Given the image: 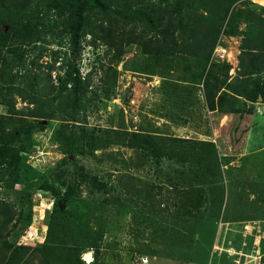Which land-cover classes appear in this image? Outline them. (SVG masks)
<instances>
[{
  "label": "rangeland",
  "instance_id": "1",
  "mask_svg": "<svg viewBox=\"0 0 264 264\" xmlns=\"http://www.w3.org/2000/svg\"><path fill=\"white\" fill-rule=\"evenodd\" d=\"M263 9L257 0H237L231 7L218 43L227 51L218 71L226 83L239 82L236 77L244 33L253 31V15L264 19ZM233 11L232 18L237 17L228 25ZM52 14L51 20L56 21ZM192 14L200 17L206 12L201 7ZM135 25L147 39L155 35L143 21ZM135 25L132 22L125 31ZM228 31L234 34L228 35ZM116 54L110 45L87 34H81L80 47L73 52L70 35L63 27L46 31L36 43L23 33L0 43V72L11 66L14 71L37 74L42 89L50 85L49 72L56 84L69 64L89 78L86 108L79 123L67 122L61 112L55 119L38 122L26 116L29 104L16 98L19 114L14 116L15 123L23 132L16 146L45 181L42 189L30 192L33 218L27 228L23 227L29 210L20 193L25 187L17 183L12 189L6 178L0 183V200L19 210L24 208L26 213L10 240L39 245L54 207L49 187H55L61 193L70 191L74 206L90 204L102 214L101 219L90 218L94 232L103 233L102 264H142V257H148L150 264H232L236 252L264 255L262 100L248 102L241 114L210 111L204 93L210 62L200 51L198 55L176 52L157 61L141 46L130 44L124 46L119 59ZM226 65L231 66L228 75ZM48 110L55 111L50 107ZM8 114L9 108L0 101V116ZM30 125L34 127L30 129ZM115 131L128 132L131 138L143 135V147L114 143L105 146L107 139L116 142ZM65 135L70 146L64 143ZM149 135L211 142L219 152L221 177L216 189L223 190L228 210L219 218H191L186 225L188 244L182 248L172 244L170 235H174L171 232L175 225L169 223L167 213L161 212L168 208L175 211L177 206L173 204L176 197L169 177L183 179V175L191 177L193 173L188 172L189 164L155 156L147 142L151 140ZM98 137L99 146L95 148L93 140ZM121 180L140 195L127 194L120 187ZM147 192L152 197L148 198ZM118 195L122 205L105 203ZM88 253H93V259L85 258ZM82 258L86 264H94V251L85 250Z\"/></svg>",
  "mask_w": 264,
  "mask_h": 264
},
{
  "label": "trees",
  "instance_id": "2",
  "mask_svg": "<svg viewBox=\"0 0 264 264\" xmlns=\"http://www.w3.org/2000/svg\"><path fill=\"white\" fill-rule=\"evenodd\" d=\"M236 2L237 0H0V43L21 33L31 43H36L46 31L53 32L54 28L63 27L70 35L73 52H77L80 47L81 34L93 36L110 45L117 50V59L121 57L124 46L130 44L141 46L145 54L153 56L157 61L176 52L198 55L200 51L201 56L210 62L204 78L208 109L220 114H241L248 102H257L261 98L264 104V19L253 15V31L244 33L237 84L226 83L220 78L218 71L223 67L221 61L211 62L222 28ZM201 7L206 14L200 17L196 13L192 14ZM52 13L56 15V21L51 20ZM234 14L233 11L228 25L236 19L237 16L232 18ZM139 20L155 32L152 38L147 39L137 32L135 23ZM132 22L134 29L125 31L126 26ZM187 29H191L190 34H186ZM227 34L233 35L234 32L228 31ZM10 67L0 72V101L9 108L8 115L0 116V183L6 178L12 189L17 183L25 187V191L20 193L29 213L26 215L24 208L19 210L14 204L0 200V264H86L82 255L88 249L94 251L93 263L102 264L103 233L101 230L100 233H95L90 225L91 216L101 219L102 214L99 215L90 204L83 208L74 206L70 191L61 193L55 187H49L55 201L44 243L31 247L18 245L16 240H10L12 231L20 226L25 215L27 222L23 228L31 226L33 204L30 192L42 189L45 181L43 174L27 163L23 150L16 146L17 139L23 134L15 123L14 116L19 114L16 110V98L29 104L26 116L38 122L55 119L57 112H61L65 114L67 122L79 123L82 111L86 108L89 86V78L81 76L79 69L70 64L65 75L60 76L56 84L52 81V72H49L50 85L44 89L40 86L39 75L14 71ZM225 69L228 75L231 66L226 65ZM55 103L57 105L54 107ZM240 104L242 105L239 106ZM49 107L55 111L51 112ZM32 127L34 125L29 126L30 129ZM115 132L116 142L107 139L105 146L114 143L128 144L137 149L143 147V135L134 134L131 138L128 132ZM148 138L151 139L147 142L155 156L189 164L188 172L193 173L191 177L182 173L183 179L169 177L176 197L173 204L177 206L175 211L168 208L161 212L162 215L167 213L171 218L169 223L175 225L171 232L174 235L169 234L173 238L172 244L182 248L188 244L186 225L191 218H219L228 210L224 206L223 190L216 189L221 177L219 152L211 142L154 135H149ZM68 141L65 135L66 146H70ZM99 141L100 137L93 140L95 148L99 146ZM166 141H170L172 145ZM71 152V149L67 150L68 154ZM120 187L127 194L140 195L135 189L125 186L122 180ZM147 194L148 198L152 197L149 192ZM106 202L123 204L119 195L113 201ZM190 246H193V242Z\"/></svg>",
  "mask_w": 264,
  "mask_h": 264
},
{
  "label": "built area",
  "instance_id": "3",
  "mask_svg": "<svg viewBox=\"0 0 264 264\" xmlns=\"http://www.w3.org/2000/svg\"><path fill=\"white\" fill-rule=\"evenodd\" d=\"M227 51L225 49L220 48L217 45L213 55L211 62L213 61H225L223 60L226 56ZM142 264H150V259L148 257L140 258ZM232 264H264V255H250L243 252H236L232 255ZM88 262V261H87Z\"/></svg>",
  "mask_w": 264,
  "mask_h": 264
},
{
  "label": "crops",
  "instance_id": "4",
  "mask_svg": "<svg viewBox=\"0 0 264 264\" xmlns=\"http://www.w3.org/2000/svg\"><path fill=\"white\" fill-rule=\"evenodd\" d=\"M215 49H216V48H215ZM237 69H238V67H237ZM235 73H236V69H235ZM212 112H213V111H212ZM45 238H46V234H45V236L42 238V241H40L39 245H41V244L44 243ZM18 245L31 246V245H27V244H25V243H18ZM31 247H36V245H32ZM91 254H93V253H91ZM92 259H93V255H92Z\"/></svg>",
  "mask_w": 264,
  "mask_h": 264
},
{
  "label": "water",
  "instance_id": "5",
  "mask_svg": "<svg viewBox=\"0 0 264 264\" xmlns=\"http://www.w3.org/2000/svg\"><path fill=\"white\" fill-rule=\"evenodd\" d=\"M260 100H262V99L260 98ZM89 256L92 257V254H91V253L86 254V255H85V258H86V259H89V258H88Z\"/></svg>",
  "mask_w": 264,
  "mask_h": 264
},
{
  "label": "bare ground",
  "instance_id": "6",
  "mask_svg": "<svg viewBox=\"0 0 264 264\" xmlns=\"http://www.w3.org/2000/svg\"><path fill=\"white\" fill-rule=\"evenodd\" d=\"M258 2H260L262 5H264V0H257ZM89 259L91 258L90 256L88 257Z\"/></svg>",
  "mask_w": 264,
  "mask_h": 264
}]
</instances>
